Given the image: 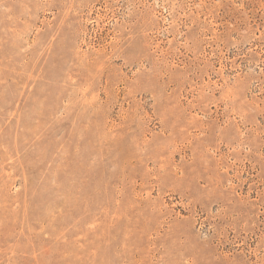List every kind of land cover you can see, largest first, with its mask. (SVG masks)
Wrapping results in <instances>:
<instances>
[{
  "label": "rangeland",
  "instance_id": "rangeland-1",
  "mask_svg": "<svg viewBox=\"0 0 264 264\" xmlns=\"http://www.w3.org/2000/svg\"><path fill=\"white\" fill-rule=\"evenodd\" d=\"M0 264H264V0H0Z\"/></svg>",
  "mask_w": 264,
  "mask_h": 264
}]
</instances>
